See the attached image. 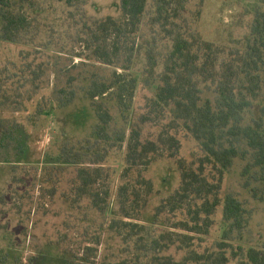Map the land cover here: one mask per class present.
Returning a JSON list of instances; mask_svg holds the SVG:
<instances>
[{"label":"rangeland","instance_id":"rangeland-1","mask_svg":"<svg viewBox=\"0 0 264 264\" xmlns=\"http://www.w3.org/2000/svg\"><path fill=\"white\" fill-rule=\"evenodd\" d=\"M159 1L149 0L148 18ZM35 4L43 10L38 16L36 39L32 32L33 36L19 44L0 41V127L6 130L22 126L28 134L21 137L18 133L14 144L0 146V160L23 161L19 166L0 163V264H152V241L160 234L176 232L168 226L166 215L155 218L157 207L179 186L176 162L161 159L142 173L153 182L155 192L144 206L142 199L139 220L126 222L144 230L133 232L126 228L120 236L115 224L122 220L119 188L128 181L135 183L138 173L133 171L128 178L123 177L126 144L120 146L118 140L103 142L94 137L97 121L85 96L92 78L109 80L114 68L95 62L76 42L72 21H67L70 9L64 2L35 0ZM185 4L182 19L194 23V30L203 40L230 45L249 34L259 0H188ZM120 5L121 0H88L83 13L93 20L109 16L119 19ZM152 37L144 26L140 41L143 50L134 66L137 73H143L147 65V40ZM153 46L160 60L166 45L158 40ZM77 54H82L81 58ZM62 89L68 93L60 94ZM73 92L74 101L67 107L58 105L61 99L67 103ZM152 94L140 76L128 125L120 124L116 130L131 129L139 121L145 98ZM142 128L144 141L157 139L160 128ZM180 139L181 157L194 161L202 155L194 139L183 135ZM21 148L27 150L24 156L20 155ZM44 157H58L60 163L47 167ZM101 158L104 173L110 174L106 214L92 206V196L104 189V178L93 187L91 196L77 197L74 193L78 170L83 166L98 167L91 163ZM244 168V162H234L224 181L222 197L233 196L242 203L245 228L230 229L221 207L209 236L188 235L192 239H186V243L174 237L176 243L161 251L160 257L181 262L193 252L217 254L221 243L264 249V202L255 200L245 188ZM139 238L145 243L140 250ZM228 257L230 264H239L230 252Z\"/></svg>","mask_w":264,"mask_h":264},{"label":"trees","instance_id":"trees-1","mask_svg":"<svg viewBox=\"0 0 264 264\" xmlns=\"http://www.w3.org/2000/svg\"><path fill=\"white\" fill-rule=\"evenodd\" d=\"M87 1L58 0L70 9L67 21H72L76 42L95 62L114 68L109 80L92 78L85 96L97 121L94 137L103 142L118 140L120 146L126 144L123 177L128 178L133 171L138 173L135 183L128 181L119 188L122 220L115 224L120 236L126 228L133 232L144 230L126 222L139 220L142 199L144 206L155 192L153 182L142 173L158 160L171 159L179 170V186L157 207L155 218L166 215L168 226L176 232L160 234L152 241V264H230L229 252L239 264H264V249L227 243L220 244L217 254L193 252L181 262L159 256L176 243L174 237L186 243V239H192L188 235L209 236L221 207L230 229L245 228L242 203L233 196L222 197L224 181L235 161L245 163V188L255 200L264 202V0H259L254 10L249 34L230 45L203 40L194 30L195 24L182 19L188 0H160L149 18V0H121L120 18L109 16L103 20L84 15ZM42 13V6L35 0H0V41L19 44L33 36L32 32L36 39L38 16ZM144 26L153 40H147V65L143 73H137L134 66L143 50L140 41ZM158 40L166 45L160 60L153 46ZM140 76L153 94L145 98L139 121L131 129L116 130L120 124L128 125ZM59 93L68 92L62 89ZM75 97L73 92L67 103L61 99L58 105L67 107ZM145 125L160 128L156 140L142 139ZM18 133L21 137L28 135L22 126L6 130L0 127V146L14 144ZM181 135L198 143L202 155L194 161L181 157ZM26 151L21 148L20 155ZM1 158L0 163L23 165L18 159ZM45 158L47 167L60 163L58 157ZM91 164L98 167L83 166L78 170L74 193L77 197L91 196L93 187L104 178V189L92 196V206L106 214L110 174L104 173V158ZM144 245L143 238H139V250ZM145 250L148 252V248Z\"/></svg>","mask_w":264,"mask_h":264}]
</instances>
